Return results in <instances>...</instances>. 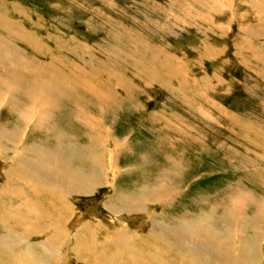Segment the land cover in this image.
Instances as JSON below:
<instances>
[{
	"label": "rangeland",
	"instance_id": "obj_1",
	"mask_svg": "<svg viewBox=\"0 0 264 264\" xmlns=\"http://www.w3.org/2000/svg\"><path fill=\"white\" fill-rule=\"evenodd\" d=\"M221 3L224 8L218 7V11L211 16L210 24L206 25L197 19L191 22L185 17L192 7L190 0H0V12L5 17L4 21L7 20L4 24L14 20V24L7 25V29L12 27L15 43L26 52L23 56L26 68L36 64L50 69L55 65L53 68L58 69L60 74L66 73L75 78L70 80L75 87L71 83L68 87L57 84L63 95L68 90L71 92L67 94L68 113L65 115L70 124L66 130L70 129L77 136L82 131L76 120L79 114L77 104L85 105L91 112L90 104L99 106L102 102L122 119L118 120L115 132H128V124L134 132L125 144L135 153L126 148L121 158L125 156L136 161L135 154L144 156V174L154 171L156 174L173 165H161L157 170L149 165H154L157 160L162 164L167 157V164H174L175 160L183 170H180L183 177L180 186L183 189L194 179L197 180L178 195L150 206L149 209L156 213L153 219L172 223L173 227H183L171 229L184 234L183 230L210 216L208 225L211 230L219 231L218 239L226 237L221 228L228 222L225 220L230 216L227 209L229 204H233L231 198L237 197L238 192L235 191H246L264 198V37L257 31L251 36L254 41L245 38V22L250 24L256 17V10L248 5L247 0H231L228 5L223 1ZM255 3L262 6L257 15L261 17L264 29V0ZM38 38L37 45L30 44ZM212 49L214 51L210 52ZM219 49L222 51L219 52ZM6 65L0 63V75H4L1 69ZM33 78L45 82L42 80L45 75ZM93 90L125 101L124 107L130 110L121 112L115 106L117 103L107 98L99 102ZM146 112L153 114L150 119L155 122L151 127L147 125L150 130L145 126ZM88 132L94 130L89 129ZM36 135L35 142L42 140L41 146L52 147L39 133ZM86 139L79 140L78 144L90 143ZM187 157L193 161L187 162ZM0 163V192L9 187L5 189V198L0 199V212L4 208L5 212L14 215L23 210L19 206L17 188L21 186L24 190L26 187L22 186L24 181L19 178L18 171L2 175L6 166ZM122 168L125 171L117 177L116 188L120 194L134 193L139 186H129L134 180L130 173H126L130 167ZM103 191L100 190L101 196L93 194L70 198V202L74 199L78 202L73 206L74 216L82 220L88 212L104 220L107 210L99 200L106 196ZM246 205L250 206L245 211L247 216L257 215L256 207L249 203ZM16 206L18 209H15ZM49 208L43 207L44 214L50 211ZM116 216L111 218L127 225V235L130 231H142L151 236L149 225L140 220L142 215L122 213ZM147 220L146 217V223ZM25 224L29 225L28 222ZM73 224L75 222L71 223L69 230H74ZM9 225L15 232L13 237L18 235L22 226L12 221ZM31 225L34 231L39 232L31 234L33 241L49 237L50 234L41 233L46 225L44 217ZM114 228L119 227L116 225L112 230ZM242 228L243 235L256 236L252 234V225H242ZM71 232L74 234V231ZM19 235L23 234L19 232ZM250 238L257 241V237ZM69 240L72 241V238ZM73 245L65 240L63 247L66 252L63 249V254L56 255V258L48 257L38 248L39 251L35 250L36 257L42 256L46 264H84L67 253ZM111 249L114 252L113 247ZM106 253L109 258L104 264H113L111 251ZM261 254H264V249L259 256ZM58 257H61L60 260H57ZM169 260L174 264L180 263L173 256ZM85 264L90 263L85 261Z\"/></svg>",
	"mask_w": 264,
	"mask_h": 264
},
{
	"label": "bare ground",
	"instance_id": "obj_2",
	"mask_svg": "<svg viewBox=\"0 0 264 264\" xmlns=\"http://www.w3.org/2000/svg\"><path fill=\"white\" fill-rule=\"evenodd\" d=\"M221 1L228 5L231 0H190L192 7L190 12L185 14V17L188 20L191 19V22H195L197 19L209 25L213 18L211 16L218 11V7L222 6ZM247 2L256 10V17L254 15L255 21L253 20L250 24L245 22L243 31L245 30L244 34L247 36L245 38L254 41L251 36H254L252 34L257 31L263 33L264 37V29L260 23L261 17L257 15V10H261L262 6L255 3H260V0H247ZM223 8L221 7V9ZM260 15L262 16V14ZM4 19L5 17L0 12V63L7 64L4 69H1L4 75H0V162L6 166L2 170V175H9V172L13 174L15 170L18 171L19 178L24 181L22 186L26 189L24 191L20 186L16 193L20 196L19 206L23 208L22 211H17L13 215L10 212H5L3 208V212H0V229L2 232L0 236V264H46L42 256L36 257L35 250L39 251V248L48 257L56 258V255L63 254L61 252L63 249L66 252L63 247L65 240L74 244L72 250L70 249L71 251L67 253L73 254L75 261L84 264L85 261L90 264H95V262L104 264L109 258L107 251H111L110 257L117 264H174L172 260H169L170 256L178 258L179 264H264V254L259 256V253L264 249V198H258L246 191H235L238 192L237 197L231 198L230 201L233 204H229L227 209L230 216L225 220L228 222L221 228V231L226 233L224 239H218L219 231L211 230L208 225L210 216L183 230L184 234H180L176 229H171H182L183 227H173L172 223L164 220H154L153 217L156 213L149 207L178 195L183 189L180 186L183 181L180 171L182 169L179 168L178 163L174 160V164L170 162L169 165L167 164L169 159L166 157L162 164L157 160L154 165L149 166H153V169L157 170L161 165L167 167L173 165L171 168L165 169L162 173L155 174L156 171H154L144 174V161L146 160L144 156L135 154L136 161H131L125 156L121 158L122 152L126 148H129L132 154L135 153L125 144L134 132L128 127L129 124L127 125L128 132H115L118 129L117 122L122 119H119L106 106H103L101 99L107 98L117 103L115 106L119 107L121 112H125L129 108H125V101L110 98L106 92L93 90L101 105L90 104L91 112L81 103L76 105L79 111L76 120L80 125L79 127H82L79 136L70 129L66 130L70 124L65 115L69 101L67 94L70 91L66 92V90L64 96L58 88L59 85H61L60 87L62 85L67 86L68 83H71L70 80L75 78H71L66 73L60 74L58 69L53 68L55 65H52L50 69H44L45 66L36 64L26 68L25 57H23L26 56L24 54L26 52L15 43V36L13 37L11 33L12 27L9 29L10 31L7 29L9 27L7 25H13L14 20L4 24L7 21ZM20 28L19 30H21ZM39 40L40 38L30 42V44L37 45ZM203 46L205 47V44ZM201 50L204 51V49ZM219 50V52L222 51V49ZM212 51L214 49L210 52ZM183 68L187 67L183 66ZM40 74L45 75V78L42 79L45 82L33 78ZM137 82L141 81L138 80ZM58 83L59 85H57ZM69 86L71 88V85ZM82 90L85 93V88L82 87ZM91 101L93 102V100ZM136 113L138 112L136 111ZM151 114L146 112L148 118L145 121V126L151 127L155 123L152 121L153 114L150 119ZM74 123L76 124V122ZM89 129L94 130V132L87 133ZM146 129L150 130L148 126ZM36 133H39L46 142L52 144V147L41 146L42 140L35 142ZM85 138L90 143L78 144L79 140H85ZM181 155L182 153L178 157L180 158ZM191 161L193 159L190 160L189 157L187 162ZM122 167H130L126 173H130L129 175L133 176L134 180L130 182L129 186H139L134 193L122 192L120 194L116 188L117 177L125 171ZM131 168L133 171H129ZM36 179L43 185L38 183ZM195 181L197 180L194 179L183 190H186ZM168 184L170 186H167ZM5 189H9V187ZM5 189L0 192V199L5 198ZM101 189L106 195L104 199L99 198L102 207L107 210L104 220H99L95 215H89L88 212L86 213L88 217L85 214L82 220L76 218L74 207L78 202L75 199L70 202V198L93 194L101 196ZM247 203L257 208V215L249 217L245 214L246 209L250 207L246 205ZM44 206L51 207L49 208L50 211H46L45 214ZM15 209H18V206ZM94 211L96 210L91 212ZM122 213L142 215L140 220L145 225H149L151 236L148 233H141L142 231H130V235H127L129 234L127 225H122L123 222H116L111 218L113 215ZM43 217L46 219V225L45 229L42 230L44 232L41 233L50 235L45 240L33 241L31 234L39 232L34 231L31 224L37 220L40 221ZM10 221L22 226L18 235L14 237L15 232L9 225ZM25 222H28L29 225L25 224L24 226ZM74 222V230H69V226ZM65 224H67L66 227L63 226ZM248 224L253 226L252 234L256 236L243 235L241 226L246 227ZM116 225L119 228L112 230ZM71 231H74V234H71ZM19 232L23 235H19ZM103 232L106 234H102ZM170 235L172 236L171 239L169 238ZM250 237H257V241ZM69 238H72V241ZM111 247H113L114 252ZM60 258L58 257L57 260ZM65 264H69V262Z\"/></svg>",
	"mask_w": 264,
	"mask_h": 264
}]
</instances>
